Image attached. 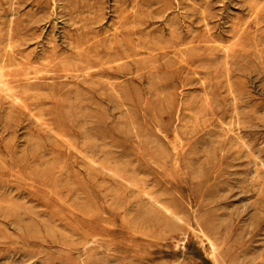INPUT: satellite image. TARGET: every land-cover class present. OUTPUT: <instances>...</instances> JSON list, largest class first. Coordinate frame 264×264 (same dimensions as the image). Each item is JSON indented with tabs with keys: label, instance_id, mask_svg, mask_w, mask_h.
I'll return each instance as SVG.
<instances>
[{
	"label": "rangeland",
	"instance_id": "rangeland-1",
	"mask_svg": "<svg viewBox=\"0 0 264 264\" xmlns=\"http://www.w3.org/2000/svg\"><path fill=\"white\" fill-rule=\"evenodd\" d=\"M0 264H264V0H0Z\"/></svg>",
	"mask_w": 264,
	"mask_h": 264
}]
</instances>
